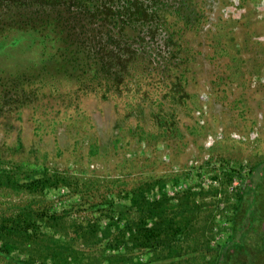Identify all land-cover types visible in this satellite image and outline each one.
I'll return each mask as SVG.
<instances>
[{
  "label": "rangeland",
  "instance_id": "1",
  "mask_svg": "<svg viewBox=\"0 0 264 264\" xmlns=\"http://www.w3.org/2000/svg\"><path fill=\"white\" fill-rule=\"evenodd\" d=\"M142 1L102 70L0 0V264H264L225 253L251 180L264 232V0Z\"/></svg>",
  "mask_w": 264,
  "mask_h": 264
},
{
  "label": "trees",
  "instance_id": "2",
  "mask_svg": "<svg viewBox=\"0 0 264 264\" xmlns=\"http://www.w3.org/2000/svg\"><path fill=\"white\" fill-rule=\"evenodd\" d=\"M29 2H36L42 6H54L61 7L62 12L57 13L54 18L41 19L40 25L37 28L44 26L50 28L53 34L60 36V40L63 43L58 47L57 51L62 55L70 57L72 63H77V59L73 58L74 54L81 51H90L95 57H97V64L100 69L107 67V62L99 58L102 53L103 46H100L96 40L98 37L103 39V35L107 34V39L111 41H117L122 34H127L131 27L133 17L138 15L139 18H146L145 12L147 6L140 0H25ZM35 25V24H34ZM33 26V25H32ZM102 27L105 33L92 32L91 42L88 43L87 38L77 37L78 35L85 36L89 33L88 28ZM36 28V29H37ZM31 29H34L31 27ZM21 35V34H20ZM23 38L21 36L12 40L11 46L14 47L20 43ZM44 42V41H43ZM92 43V44H91ZM43 49L45 50V43H43ZM112 44V43H111ZM2 44H0V47ZM106 49V45L104 50ZM109 67V65H108ZM102 83L104 85L113 86L114 80L102 76ZM261 182V180H260ZM261 190V189H260ZM259 184L254 180H251L248 186V193L246 194V204L240 209L237 224L234 230V236L231 239L229 245L226 248V254L232 250L233 252H241L243 256H247V242L251 239H259L258 247L264 250V232H260L258 229V220L260 222L259 208ZM227 256V255H226ZM225 255L220 264H223Z\"/></svg>",
  "mask_w": 264,
  "mask_h": 264
}]
</instances>
